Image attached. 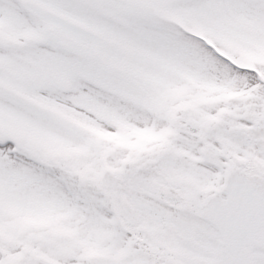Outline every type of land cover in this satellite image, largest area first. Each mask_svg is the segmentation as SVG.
Listing matches in <instances>:
<instances>
[{
    "label": "snow or ice",
    "instance_id": "6c2138e0",
    "mask_svg": "<svg viewBox=\"0 0 264 264\" xmlns=\"http://www.w3.org/2000/svg\"><path fill=\"white\" fill-rule=\"evenodd\" d=\"M0 264H264V0H0Z\"/></svg>",
    "mask_w": 264,
    "mask_h": 264
}]
</instances>
